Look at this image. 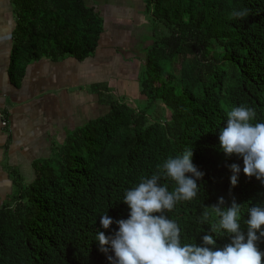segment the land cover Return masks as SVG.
I'll return each instance as SVG.
<instances>
[{
	"label": "trees",
	"instance_id": "trees-1",
	"mask_svg": "<svg viewBox=\"0 0 264 264\" xmlns=\"http://www.w3.org/2000/svg\"><path fill=\"white\" fill-rule=\"evenodd\" d=\"M16 26L8 76L18 86L26 66L47 59L84 61L103 31L99 14L84 0H10ZM153 27L146 69L139 75L145 104L109 99V112L71 132L50 157L35 162V178L0 207V264H108L95 241L100 216L126 219L124 192L150 176L169 156L192 147L203 176L197 197L178 202L168 218L182 243H201L199 219L224 197L247 208L264 203V185L238 176L229 165L242 158L219 150L217 132L226 112L247 105L264 122V0H145ZM234 11L244 13L234 17ZM169 190L174 188L171 180ZM228 237L216 238L218 246ZM264 250V240L258 242Z\"/></svg>",
	"mask_w": 264,
	"mask_h": 264
},
{
	"label": "crops",
	"instance_id": "crops-1",
	"mask_svg": "<svg viewBox=\"0 0 264 264\" xmlns=\"http://www.w3.org/2000/svg\"><path fill=\"white\" fill-rule=\"evenodd\" d=\"M84 2L103 23L95 53L81 62H31L14 86L8 68L16 21L10 0H0V207L17 194L19 181L34 180L35 162L50 157L74 130L107 115L109 99L130 104L144 98L138 77L146 52L136 54L134 47L142 36L143 49L153 44V27L148 30L136 13L143 4L136 9L135 0Z\"/></svg>",
	"mask_w": 264,
	"mask_h": 264
},
{
	"label": "clouds",
	"instance_id": "clouds-1",
	"mask_svg": "<svg viewBox=\"0 0 264 264\" xmlns=\"http://www.w3.org/2000/svg\"><path fill=\"white\" fill-rule=\"evenodd\" d=\"M234 17H242L234 11ZM256 110L247 105L233 106L226 112L224 126L217 132L219 150L226 157L242 158L243 167L229 165L232 172L230 185L235 187L238 176L255 177L264 185V122L256 120ZM193 150L187 147L182 153L169 156L150 176H141L134 187L125 190L123 202L129 212L126 219L113 221L107 212L100 216V225L117 229L106 236L97 231L95 241L107 256L108 264H264V250L258 242L264 240V203L247 208L246 228L241 227L242 205L233 199L226 204L219 197L217 204L202 213L199 222L208 225L201 243H182L178 223L168 218L176 204L197 197L201 190L198 181L203 173L192 163ZM174 182L169 190L167 183ZM226 236L228 243L218 246L216 238Z\"/></svg>",
	"mask_w": 264,
	"mask_h": 264
},
{
	"label": "rangeland",
	"instance_id": "rangeland-1",
	"mask_svg": "<svg viewBox=\"0 0 264 264\" xmlns=\"http://www.w3.org/2000/svg\"><path fill=\"white\" fill-rule=\"evenodd\" d=\"M135 2H136V9H137V5H139L140 3H142L143 4V6H144V8H143V11H141L140 10V12H138L137 10H136V13H138L139 15H140V17H139V19H141L140 21H141V23H143L144 21L146 22V28L148 29V30H152V20L150 19V14L147 12V10H146V2H145V0H135ZM134 7H135V5H134ZM135 13V14H136ZM101 17V16H100ZM102 25H103V23H102ZM145 28V26L144 25H142L141 26V30H145L146 29ZM138 40V42H137V44L135 45V49H136V51H135V53L136 54H145V52H146V54H147V52H148V49L150 48V46L149 47H147V50L146 49H143L142 48V45H143V43L145 42V41H147V39L145 38V37H140V38H138L137 39ZM149 41L151 40V39H148ZM151 41H153V38H152V40ZM138 61V60H137ZM145 61H146V58L144 59V62H143V64L141 65V67H140V69H139V75H141V76H143L142 75V73L144 72V70L146 69V64H145ZM92 88L93 89H96L97 88V85L96 84H93V86H92ZM111 88V87H110ZM136 99H138V100H140V101H138V100H136ZM132 100H136V101H133L135 104H138L137 102H139V105L141 106H143L144 104H145V100H144V98H142V97H137V98H135V99H132ZM144 100V101H143ZM126 101V100H125ZM128 101V100H127ZM133 102H131L130 103V100L128 101V103H130V104H132V106H134V103Z\"/></svg>",
	"mask_w": 264,
	"mask_h": 264
}]
</instances>
